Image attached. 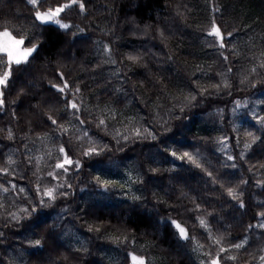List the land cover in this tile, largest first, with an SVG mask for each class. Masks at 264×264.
<instances>
[{"label":"trees","instance_id":"trees-1","mask_svg":"<svg viewBox=\"0 0 264 264\" xmlns=\"http://www.w3.org/2000/svg\"><path fill=\"white\" fill-rule=\"evenodd\" d=\"M82 2L62 29L34 13L69 0H0V30L38 45L0 86V264H261L264 0ZM113 111L147 131L117 137ZM112 163L131 199L100 181Z\"/></svg>","mask_w":264,"mask_h":264},{"label":"snow or ice","instance_id":"snow-or-ice-1","mask_svg":"<svg viewBox=\"0 0 264 264\" xmlns=\"http://www.w3.org/2000/svg\"><path fill=\"white\" fill-rule=\"evenodd\" d=\"M27 2L33 5V7H37L38 9L39 0H27ZM73 4H78L80 10L84 11L85 5L82 2V0H69V3L58 6L56 8H49L43 12L37 10L34 13L35 19L42 24H47L51 22V23H55L59 25V27L62 29H67L70 27V25L66 23H61L58 17L60 13H62L66 8L71 7ZM208 35L215 36L220 41V47H224L223 35L221 33L220 28L215 24V21H213L211 30L208 32ZM229 35L231 34L229 33ZM25 39H26L25 36L17 37L7 27H4L3 30H0V64L6 65L5 71L2 74H0V86H4V87L7 86L8 79L11 75V67L13 64L20 65L22 63H26L28 61V57L31 56L32 53L36 51L38 47L37 44H32L31 47H24ZM29 43H31V41H29ZM53 87H58V86L53 85ZM67 87L68 85L65 83L63 87H58V90L60 92H63L65 88ZM3 104H4L3 91H0V107H2ZM70 107L76 109L78 106L76 103L72 102L70 104ZM49 118L51 119V117ZM260 119L262 122H264V118H260ZM52 122L54 124L56 123L55 120H53ZM101 123H103V121ZM248 135L251 136V133H249ZM245 147L247 148L249 147V145L245 144ZM60 151L63 152L64 149L61 148ZM184 156L188 157L190 160L192 159V157L188 153H184ZM229 159H232V157L230 156ZM72 163L73 161L71 159H68L67 156H65L64 162L58 163L56 167L64 168L65 164H72ZM76 163L78 165L79 162L77 161ZM65 171H67L66 168H65ZM229 194L233 195V192L231 189L229 190ZM45 195L51 197L52 190L51 189L47 190L45 192ZM233 198H238V197L233 196ZM241 207H243L242 203H241ZM260 215L264 216V212L260 213ZM201 224L203 225L204 221H201ZM176 227L179 229L181 236H186L185 230L182 227H180V225L177 224ZM261 227H264V224H262ZM0 235H2V233H0ZM216 243L219 244L220 241L217 240ZM35 244L39 245L40 241L39 240L35 241ZM242 246L243 245L241 244L234 245V247L236 248H240ZM224 251H226V249L224 248L220 249V252H224ZM132 261H133V264H146V260L143 257L132 256ZM210 264H220L219 255H217L216 258H213Z\"/></svg>","mask_w":264,"mask_h":264},{"label":"rangeland","instance_id":"rangeland-1","mask_svg":"<svg viewBox=\"0 0 264 264\" xmlns=\"http://www.w3.org/2000/svg\"><path fill=\"white\" fill-rule=\"evenodd\" d=\"M255 106L258 107V103H256ZM108 114H110V112H108ZM236 114L237 117H239L241 112H237ZM254 114H256L255 109H250L247 112V115L254 116ZM247 115L245 114L243 118H245ZM111 116L115 118L113 132L119 138L124 139V137H126L127 135L132 134L135 136L147 131V129L143 128L138 122H136V120L131 115L120 114V116H117V113L113 111V114H111ZM39 144L41 145L42 151H44L47 155H52L54 156V158L58 159L57 151L51 145L49 140H41ZM99 170L100 173L98 175L100 176V181L102 183L116 188L118 190L119 196L131 199V197L129 196L133 195L136 191L135 182L137 179L135 174L132 172L129 163H112L103 166ZM262 224H264V221L261 222L259 226H261ZM197 256L201 264H208L203 261L202 258H200V254H197ZM262 258H264V254L259 261L261 264H264V259Z\"/></svg>","mask_w":264,"mask_h":264}]
</instances>
